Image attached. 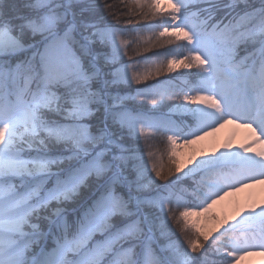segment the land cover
Masks as SVG:
<instances>
[{"label":"snow or ice","instance_id":"obj_1","mask_svg":"<svg viewBox=\"0 0 264 264\" xmlns=\"http://www.w3.org/2000/svg\"><path fill=\"white\" fill-rule=\"evenodd\" d=\"M124 9L0 0V264L264 256V205L240 209L215 234L189 220L264 184V0H131ZM231 123L251 141L179 161L178 144ZM149 137L165 143L166 171L153 152L146 158Z\"/></svg>","mask_w":264,"mask_h":264},{"label":"bare ground","instance_id":"obj_2","mask_svg":"<svg viewBox=\"0 0 264 264\" xmlns=\"http://www.w3.org/2000/svg\"><path fill=\"white\" fill-rule=\"evenodd\" d=\"M252 133L249 129L239 126L237 123L225 124L213 135L201 140L198 144L181 147L177 145L178 153L180 155L182 164L187 163L189 158L194 152H199L201 144L206 145L207 152L212 153L216 150H223L224 146L231 145L233 149L239 148L252 139ZM259 149V146H257ZM252 205L257 207L264 205V184H256L254 186L242 188L240 191L226 196L223 200L219 201L212 208L217 212L219 218H224L232 222L233 217L240 209L250 208ZM192 222H198L199 226L205 232L214 233L217 224L214 220L202 222L200 216L189 217ZM240 264H264V256L253 255L245 257L240 261Z\"/></svg>","mask_w":264,"mask_h":264},{"label":"rangeland","instance_id":"obj_3","mask_svg":"<svg viewBox=\"0 0 264 264\" xmlns=\"http://www.w3.org/2000/svg\"><path fill=\"white\" fill-rule=\"evenodd\" d=\"M174 74V73H173ZM141 147L144 149L146 148L145 150V154L148 153V151H151L155 154V162L157 164H160L164 167L165 171L167 170V166L169 164V161H168V157H167V151H166V145L165 143L162 142V139L161 138H156V139H152V138H147V140H142L141 141ZM203 150L205 152H207V147L206 145H202L201 144V149L200 151ZM208 153V152H207ZM177 158L179 159V161L182 163L181 161V158H180V155L179 153L177 152ZM190 166V165H189ZM248 209V208H247ZM246 209V210H247ZM201 217V220L202 222H205V221H209V220H214L216 222V224L218 225L220 222H223L224 218H219L217 212L211 208L210 211L208 213H205L203 215L200 216ZM213 217L215 219H213ZM190 220V219H189ZM191 221V220H190ZM173 226V225H172ZM202 228V227H201ZM173 230H174V227H173ZM203 230V229H202ZM175 231V230H174ZM176 232V231H175ZM177 236H179L180 234L179 233H176Z\"/></svg>","mask_w":264,"mask_h":264},{"label":"trees","instance_id":"obj_4","mask_svg":"<svg viewBox=\"0 0 264 264\" xmlns=\"http://www.w3.org/2000/svg\"><path fill=\"white\" fill-rule=\"evenodd\" d=\"M108 2L109 3H112V4H114L115 5V10H116V12H117V14L119 15L122 11H124L125 9H124V4L125 3H131V0H123V2H122V0H108ZM122 19H123V17H121ZM148 21H141V23H147ZM122 27H138L139 25H137V24H135V23H133L132 25H121ZM150 34L149 33H143L142 34V37L144 38V39H147V37L149 36ZM130 39H136V37H134V36H132V37H129ZM147 45H145L144 43H139L138 45H133V47L132 48H130L129 49V55L130 56H132V58L133 59H140V57H138V56H136L135 55V51L137 50V49H139V50H143V48L144 47H146ZM146 54H148V55H150V53H146ZM170 75H175V73L174 74H170ZM161 79H164V78H166V77H160ZM150 83L152 82V81H149ZM142 86V85H141ZM134 87H136L135 85H134ZM144 150H146V148H144ZM145 156H146V158H147V154H145ZM173 227H174V230L176 231V233H179L180 234V232H179V228H178V226L176 225V224H173Z\"/></svg>","mask_w":264,"mask_h":264}]
</instances>
